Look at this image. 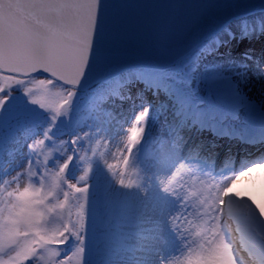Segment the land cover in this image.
I'll return each mask as SVG.
<instances>
[{
	"label": "snow or ice",
	"instance_id": "1",
	"mask_svg": "<svg viewBox=\"0 0 264 264\" xmlns=\"http://www.w3.org/2000/svg\"><path fill=\"white\" fill-rule=\"evenodd\" d=\"M100 0H0V112L13 95L16 86H24L31 82L36 74L46 78L36 80L35 83L41 88H46L57 83L64 85V94L60 95L55 105L46 102L44 97L37 98L31 89L25 88L24 93L29 102L39 105L51 113L52 124L44 130L43 139H35L33 144L44 145L49 140L51 127L57 118L66 115L69 106L76 93L77 87L91 70V52L93 49L94 35L97 29L98 10ZM257 29H249L244 26L240 38L249 37ZM259 32L264 33V25H260ZM231 38L233 33L228 31ZM219 45V41L216 42ZM231 55V54H230ZM243 61L251 57L245 53ZM247 67L246 63L241 64ZM192 73L196 68H192ZM137 78L145 80L151 85L153 95H158L157 89L163 90L169 95L170 100L178 104L189 102V94L181 88H169L171 77L164 70L152 72H137ZM21 77L28 78L22 79ZM204 79L211 85L221 88L229 96L236 98V89L231 77L209 73ZM160 113L163 106H156ZM152 105L145 102L129 127L126 154L128 159H122V172L132 164L134 149L137 148L145 136L148 114ZM198 117L202 126L208 119L207 111L200 106ZM77 146L83 150V142L77 141ZM69 155L64 156L62 162L55 166L57 171L50 185V190H56L62 194L54 203H45L47 193L40 187L29 185L22 191L15 193V206L11 211H5L0 215V264H40L44 260V253L50 251L49 264H72L76 258L77 264H85L86 247V210L89 201V188H82L79 182L73 183L66 176V171L71 161L81 159L78 152L69 149ZM176 153H169L161 161L163 171L166 162L172 159ZM45 165L44 180H48L49 161ZM30 166V165H29ZM108 172L113 177L115 184L122 189L131 190L133 181L125 179L123 174H117L114 165L105 161ZM179 166V167H177ZM175 167V172L168 175L170 179L163 186L162 193H170V185L177 181V175L186 165L183 163ZM264 167V163H256L251 168ZM243 171L232 180L231 184L220 188L218 185L207 184L206 191H214L213 217L216 221L217 241L208 249L193 251L188 258V264L195 260H210L216 255L218 248L227 250L232 264H240L239 253L247 252L250 259L259 264L264 260V239L256 244L245 245L240 248L228 239V236L219 230L221 221L226 219L235 223L236 232H251L247 225L241 224L235 217L231 204L226 206V198L233 196L232 187L241 176L247 175L251 169ZM38 171V170H37ZM92 164H88L80 182L89 180ZM67 188V192L64 188ZM146 193L145 195H147ZM236 197H242L241 193H235ZM247 201L254 207L256 213L264 222V203L258 202L252 196H246ZM79 201L75 215L71 219V201ZM203 202V201H202ZM40 205V206H37ZM159 216L164 215V206L158 202ZM63 210V212L61 211ZM51 213L61 217L62 222L55 228L48 227ZM204 229L202 228L201 231ZM162 231V228L160 229ZM155 264H169L170 256H166L163 245L154 247Z\"/></svg>",
	"mask_w": 264,
	"mask_h": 264
},
{
	"label": "bare ground",
	"instance_id": "2",
	"mask_svg": "<svg viewBox=\"0 0 264 264\" xmlns=\"http://www.w3.org/2000/svg\"><path fill=\"white\" fill-rule=\"evenodd\" d=\"M261 12H264V9L248 14ZM248 14L238 16L228 22L220 31L207 37L187 56L189 59H196L203 53L207 74L216 73L229 76L234 81L237 93L236 98L228 97L229 95L221 88L215 87L207 81L205 82V90L213 94L208 93L207 96L196 94V97L202 98L204 104L208 101L211 106L219 109L217 112H213L216 117L213 121H219L222 118L221 110L230 111L228 113L229 118L226 120L228 128H232L230 127L231 125L234 128L237 124L234 117L238 116L239 119L247 118L246 108L248 107L253 106L252 111L259 110L260 113L264 114V45H259L257 52H251L254 49L253 47H255L254 43H245V47L237 53V50H234L237 48L235 43L233 40L229 41V36L227 35L228 31L234 30L236 29L234 27L241 25L242 17L248 16ZM217 41H219V45H217ZM245 53L251 57L250 60L243 61L241 59ZM242 63H246L247 67H242ZM127 73L110 78L104 83V89H101V93L108 95L106 97L108 101L114 97V86L121 88V85L117 84L125 78ZM183 89L185 90V88ZM185 91L188 92L189 99L192 102L196 101V97L192 96L194 94L192 90ZM204 96H206L207 100H204ZM246 96H256L261 104L247 103L242 105L239 100L244 99ZM237 99L238 101H236ZM130 102V100L128 102V100L125 101L123 99V105L117 108H113L114 101L111 102L112 109L107 112V131L98 154L102 168L95 173V179L99 181L104 192L109 191V194H112L111 197H113L112 201L110 198L103 205L105 225L116 227L123 231L120 236V243L130 246V248H123V253L118 254L117 250L109 247L110 241L107 238L99 239L97 249L101 257L98 264H136L138 258L144 257L141 254H137L135 249L136 246L141 247V245L145 244L144 240L141 239L145 233L157 234V238L160 239L165 232L172 229L182 231L185 249H182L178 245V241H175V238L170 236L162 244L164 254L171 258L179 253L186 258L184 264H188L187 260L193 251L208 249L218 239L216 221L213 217V196L215 192H207L205 190L206 185L210 183L218 185L220 188L226 187L231 184L235 177L251 168L252 165L264 163V154L260 159L254 158L255 152L263 151L264 153V143L258 147L242 145L243 147L239 149L241 144L238 140H227L212 135L207 129V121L203 130L198 129L194 134L181 135L172 141L168 119L164 117L160 124L156 121L152 122L143 141L145 152L142 156H138L135 159L133 167L127 173V180L134 182L132 189H122L116 184L113 185L114 179L108 172L105 161L111 164L117 161L116 150L121 145V135L127 126L124 121L126 112L133 107ZM260 107L261 109H259ZM204 110L210 116L208 109L204 108ZM232 120H235V122L232 123ZM222 121L221 119L219 122L221 123ZM191 127L192 129L194 128V123ZM169 153L176 154L166 162L162 171V158ZM250 153L251 156L245 161V157H248ZM216 155L220 156L217 163L213 161ZM180 163L186 166L178 173L177 181L170 185V193H162L163 186L170 179L167 174L171 171L175 172V167ZM232 164L233 166H231ZM233 167H235L234 171L232 170ZM250 172L256 173L250 175ZM248 173L250 176L244 175L240 177L241 179L244 178L243 181L246 184H243L240 188L238 186V190H235L236 193L242 194V197H239V206L243 210V214H246L248 218V222L243 220L242 224L245 225L246 223L249 227V221H251L250 225L252 223L257 224L262 227L260 229L264 230V222H261L260 217L253 212L247 211L250 202L245 198L250 195L260 203H264V167L251 168ZM254 174L256 175L255 179L251 177ZM255 180L257 182L253 188ZM179 181L182 182V187H177L176 189L175 183ZM201 188L203 192L200 198L198 195ZM146 193L148 194L145 195ZM194 195L197 196L196 199L193 198ZM158 202H162L164 206V215L162 216H159ZM207 220V228L205 229L204 223ZM161 228L162 231H160ZM202 228L204 229L203 231H201ZM219 230L224 232L229 240L232 239V235L229 238L228 226L225 221L220 222ZM247 235L258 244L262 241L253 232H248ZM150 254V258L155 262L154 252H150ZM107 255L120 258L121 262H115L113 258ZM239 255L240 264H244V258L240 253ZM224 262L232 264L227 250L218 248L213 259L195 260L192 264H222Z\"/></svg>",
	"mask_w": 264,
	"mask_h": 264
},
{
	"label": "rangeland",
	"instance_id": "3",
	"mask_svg": "<svg viewBox=\"0 0 264 264\" xmlns=\"http://www.w3.org/2000/svg\"><path fill=\"white\" fill-rule=\"evenodd\" d=\"M234 50H237V53H239L241 49L235 48ZM203 56L202 53L200 56L196 57V59L185 57L179 65L168 69V75L173 76L171 77V81L175 82L173 84L175 88H185V90H192L195 94L200 95L205 92L204 85L206 80L204 76L207 74V67L203 61ZM193 67L196 68L195 73L191 71ZM44 78L46 77L35 76L31 78V82H26L24 86H16L4 110L0 112V215L14 208L16 202L15 193L22 191L29 185L35 184L34 182H36L35 186L37 187L43 182L44 192L47 193L45 203H54L56 199H62V194L56 190H50V185L57 171L55 166L58 162L64 160V156L70 154L69 149L78 152L81 159L78 160V158H75L71 161L66 171V176L68 179L72 180L73 183L79 182L82 188H89V201L86 210L85 264H98L101 257L97 249L99 239L107 238L110 241L109 247L113 250H117L119 252L118 254L123 253V248H130V246L120 243V236L123 231L116 227L105 225V210L103 205L104 202L110 198L112 201L113 197H111L112 194H109V191L104 192L99 181L95 179V173L102 168L98 154L107 131L108 117L106 114L112 109L111 102L113 101V108H117L118 106L121 107L123 105V99L125 101L128 100V102L130 100V103L133 104V107L129 108L126 112V119L124 121L127 126L121 135V145L116 150L117 161L113 163L115 166L113 171L117 174L122 173L125 179H127V173L130 171L132 164L126 171L122 172V159H127L125 147L128 131L135 116L143 110L146 101H135L132 99L134 93L130 95L128 91L123 92L122 89L118 91L114 90V97L108 101L106 99L108 95L101 93V89H104L103 83L99 84L93 90H76L67 114L59 116L55 124L51 127L49 133L51 137L47 138L49 140H46L44 145L33 144L32 148L29 147V145L33 143L36 138L38 140L43 139V137L40 136H42L44 130L52 124L51 113L41 109L39 105L30 103L28 96L24 93V89H31L37 98L44 97L46 102L53 105L59 100L60 95L64 94L63 87L65 86L59 83L47 86L46 88H41L35 83L36 80ZM100 97L102 98L100 99ZM228 97L233 98L231 96ZM245 99H247L246 102H244ZM236 101H238V99ZM239 102L242 105L247 103H254L256 105L261 104L256 96H246L244 99H240ZM146 103L152 105V108L148 114L147 127L142 141H144L152 122L156 121L160 124L164 117L168 119L169 133H171L175 122H171L166 116L165 110L160 113L156 107L161 106L162 102ZM193 104L203 106V109L206 107V105L201 104L200 101L194 102ZM207 109L210 113L214 112L212 108V110H210V108ZM168 113L170 114L171 112L168 111ZM172 137H174V135ZM77 141L83 142V150L77 146ZM136 154L137 152L135 151L134 155ZM32 157H34V163L30 168L29 162ZM46 159L50 160L48 180H44L45 165L47 163ZM219 159L220 156L216 155L213 161L217 163ZM88 164H92L89 180L80 182L79 177L83 175ZM231 166H233V164ZM233 168L232 170L234 171ZM253 173L256 172H250V175ZM247 175L250 176L249 173ZM242 179L239 178L236 180L234 185L240 184ZM114 184L115 181L113 182V185ZM175 184L176 189L177 187H182L181 181ZM255 185L256 183L253 187H255ZM64 191L67 192L66 187ZM202 192L203 189L201 188L198 195L200 198L202 197ZM193 198L196 199L197 196L194 195ZM78 203L79 201L77 199L71 201V219L73 221L76 219L75 209ZM61 211L63 212V210ZM61 222V217L57 216L55 213H51L48 220V227L55 228ZM170 236L175 238V241H178V245H180L182 249H185L184 235L181 230H168L160 239L157 238V234L145 233L141 237L145 244L141 245V247L136 246V249L134 247L137 254L144 256L143 258H138L136 264H155L154 260L150 258L152 254H150V252H153L154 247L162 245L164 240ZM43 255L44 260H42L40 264H49L48 258L51 252L46 251ZM107 256L113 258L115 262H121L120 258ZM185 260L186 258L178 253L170 258L169 264H184ZM72 264H77L76 258H73ZM222 264L227 263L224 262Z\"/></svg>",
	"mask_w": 264,
	"mask_h": 264
},
{
	"label": "water",
	"instance_id": "4",
	"mask_svg": "<svg viewBox=\"0 0 264 264\" xmlns=\"http://www.w3.org/2000/svg\"><path fill=\"white\" fill-rule=\"evenodd\" d=\"M259 9L264 0H100L92 67L77 88L128 69L170 66L234 18Z\"/></svg>",
	"mask_w": 264,
	"mask_h": 264
}]
</instances>
